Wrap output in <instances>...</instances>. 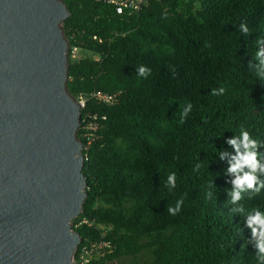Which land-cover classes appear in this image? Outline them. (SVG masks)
Masks as SVG:
<instances>
[{
	"label": "trees",
	"instance_id": "1",
	"mask_svg": "<svg viewBox=\"0 0 264 264\" xmlns=\"http://www.w3.org/2000/svg\"><path fill=\"white\" fill-rule=\"evenodd\" d=\"M65 2L70 46L91 54L69 60L70 94L117 97L82 108L102 127L85 156L87 197L73 228L79 248L111 245L88 264L142 252L150 258L127 264H264L246 223L264 214V188L233 202L240 190L228 171L236 155L228 140L240 144L242 131L264 164V56L255 57L264 50V0H153L132 15L100 0Z\"/></svg>",
	"mask_w": 264,
	"mask_h": 264
},
{
	"label": "water",
	"instance_id": "2",
	"mask_svg": "<svg viewBox=\"0 0 264 264\" xmlns=\"http://www.w3.org/2000/svg\"><path fill=\"white\" fill-rule=\"evenodd\" d=\"M62 0H0V264H73L86 193Z\"/></svg>",
	"mask_w": 264,
	"mask_h": 264
},
{
	"label": "built area",
	"instance_id": "3",
	"mask_svg": "<svg viewBox=\"0 0 264 264\" xmlns=\"http://www.w3.org/2000/svg\"><path fill=\"white\" fill-rule=\"evenodd\" d=\"M62 1L65 2L66 0H62ZM100 1L113 4L116 8V11L119 14L132 15V14L138 13L145 7H148L152 3L153 0H100ZM94 37L96 38V36ZM80 51H81L80 46L78 45L70 46V42H69V48H68L69 60L79 59L81 57ZM92 98H95L99 101L106 102L109 104H113L117 101V97L115 95L106 93L100 89L93 90L89 92L88 95L81 94L80 96L75 97L76 101L80 105V111H81L78 133L80 129L83 131L82 133L83 140L80 137L79 139L83 143L82 154L84 155V157L86 156L87 152H89V150L93 148L95 144L98 143L99 138H100L99 132H100V128L102 127V124L99 122L97 118L98 114L96 112L86 111L82 115V108H84L86 106V103ZM82 221L90 225L95 224L94 221H90L86 218L82 219ZM77 225L78 224L74 225V223L72 222V227L73 226L75 227ZM98 226H101L102 228H104V226L102 225H98ZM80 244L81 242L78 244L73 254V258H72L73 264H88L96 256L103 255L106 251V248L111 249V245L105 239L94 240V241L88 242L87 244H82V246L79 248ZM76 251H77V255H75ZM104 264H120V262L118 259H109V260H105Z\"/></svg>",
	"mask_w": 264,
	"mask_h": 264
},
{
	"label": "clouds",
	"instance_id": "4",
	"mask_svg": "<svg viewBox=\"0 0 264 264\" xmlns=\"http://www.w3.org/2000/svg\"><path fill=\"white\" fill-rule=\"evenodd\" d=\"M240 30L245 35L250 34L248 26L241 23ZM264 56V50H258L255 53V57L259 59ZM146 72V68L141 66L139 69V75L143 76ZM221 91H223L221 89ZM191 104H189V109H191ZM230 145L236 148V155L232 157L234 163L230 164L228 169L231 173H236L235 179L232 181L234 188L240 191L234 190L232 192V201L236 202L241 199V191L244 190H254L259 192L261 188H264V181H260L257 172H264V164L260 162V153L254 149L257 147V141L250 138L248 131L241 132L240 144L237 143L236 138L228 140ZM243 145L245 151H240V146ZM223 158V156H221ZM247 168V171H245ZM243 173L242 175L240 173ZM176 177L174 174L168 176V183L175 186ZM170 211H172L170 209ZM175 212H173V215ZM73 220V219H72ZM247 227L251 229L253 237H260V241L257 243L256 247L258 249V254H264V214L260 211H256L255 214H250L247 218Z\"/></svg>",
	"mask_w": 264,
	"mask_h": 264
},
{
	"label": "rangeland",
	"instance_id": "5",
	"mask_svg": "<svg viewBox=\"0 0 264 264\" xmlns=\"http://www.w3.org/2000/svg\"><path fill=\"white\" fill-rule=\"evenodd\" d=\"M63 25V23H62ZM80 56H87V57H90L91 54L88 53V52H85L81 49L80 51ZM150 258V255L146 252H142L140 253L138 256H126V257H122L120 258L119 262L121 264H127L129 262H136V263H139V262H142L144 261L145 259H149Z\"/></svg>",
	"mask_w": 264,
	"mask_h": 264
}]
</instances>
